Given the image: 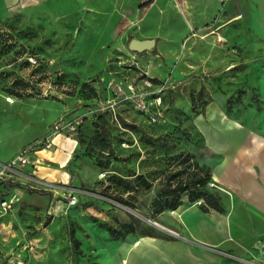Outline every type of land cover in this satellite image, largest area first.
<instances>
[{
  "label": "rangeland",
  "instance_id": "rangeland-1",
  "mask_svg": "<svg viewBox=\"0 0 264 264\" xmlns=\"http://www.w3.org/2000/svg\"><path fill=\"white\" fill-rule=\"evenodd\" d=\"M67 17L45 9L0 17V156L42 140L61 119L77 115L81 121L73 135H55L51 149L34 155L33 170L54 181L55 190L17 186L0 194V264H90V250L112 240L105 226L124 221L137 225L130 235L173 238L204 248L214 245L236 255L233 260L238 263L264 264L260 252L239 255L191 234L177 211L213 217V210L201 209L203 199L189 201L184 194L176 209L156 214L152 210L164 174L186 163L180 151L192 152L211 170L220 161L197 122L199 116L206 117L212 99L229 97L230 110L226 103L224 110L233 121L249 126L253 118L258 123V114L249 108L260 105L255 65L241 60L231 69L222 62L219 74H179L174 65L165 66L161 60L150 66L147 51L153 46L133 49L132 38L124 46L128 50L124 56L102 59L90 29L82 20ZM207 62L191 60L189 67ZM149 79L152 87H147ZM109 81L161 88V119L150 120L137 108L136 99L116 93ZM82 82L98 93L82 88ZM98 115L106 120L105 150L92 143L103 130L95 126L102 122ZM138 173L153 182L150 188L126 186L119 180H135ZM5 179L0 177V191ZM216 183L212 178L208 188L222 193ZM70 193L77 195L74 205ZM122 196L134 205L120 201ZM73 228L80 245L71 236Z\"/></svg>",
  "mask_w": 264,
  "mask_h": 264
},
{
  "label": "crops",
  "instance_id": "crops-1",
  "mask_svg": "<svg viewBox=\"0 0 264 264\" xmlns=\"http://www.w3.org/2000/svg\"><path fill=\"white\" fill-rule=\"evenodd\" d=\"M39 9L82 20L102 59L124 56L132 38L150 41V66L161 60L179 74H219L222 62L231 69L241 60L255 65L261 109L249 108L258 123L233 121L224 110L229 97L220 95L206 105V117L197 118L208 147L221 155L211 171L224 209L211 208L209 218L184 210L177 214L194 237L239 255L260 252L264 260V0H0V17ZM191 60L209 62L189 67ZM132 232L90 250V264H242L182 240Z\"/></svg>",
  "mask_w": 264,
  "mask_h": 264
},
{
  "label": "trees",
  "instance_id": "trees-1",
  "mask_svg": "<svg viewBox=\"0 0 264 264\" xmlns=\"http://www.w3.org/2000/svg\"><path fill=\"white\" fill-rule=\"evenodd\" d=\"M156 52V50H155ZM152 80H156L154 77ZM82 88H89L95 94L98 93L97 89L88 84L87 82L81 83ZM240 96V95H239ZM228 109L231 106V100L227 101ZM259 109L261 106L259 105ZM230 110V109H229ZM101 118V123H95L96 127L102 126V132H97L94 137L92 143L98 144L103 150L109 147L108 142L106 141L107 130L105 127V119L102 115H98ZM101 134L105 137H102ZM181 156L185 157L186 163L181 165L173 170H168L164 174V179L161 187L157 191L155 197L152 200V210L153 212L160 213L163 210L176 209L183 202L184 194H187L189 201H195L197 199H203L201 203V207L203 210L208 211L211 208L217 210H223L224 206L221 201V196L217 191H211L208 188V182L212 178L211 167L202 164L195 157V155L190 151H180ZM119 180L123 182L126 186H132L134 188H150L153 184L146 176L142 173H138L135 180H126L124 177H120ZM4 190L0 191L1 195L8 194L13 187L21 186L26 188L27 190L35 191V189L29 187L27 184L14 181L11 179H5ZM38 190V189H37ZM44 193H47L46 190H41ZM119 200L127 203L129 205H134L132 201H129L125 197H119ZM105 228L109 231L111 238L118 239L120 237L125 236L127 233L134 231L137 229V225L134 221H124L119 222L118 226L108 225ZM75 229L71 230V236L74 239V242L77 245H80L79 239L76 237Z\"/></svg>",
  "mask_w": 264,
  "mask_h": 264
},
{
  "label": "built area",
  "instance_id": "built-area-1",
  "mask_svg": "<svg viewBox=\"0 0 264 264\" xmlns=\"http://www.w3.org/2000/svg\"><path fill=\"white\" fill-rule=\"evenodd\" d=\"M152 80V79H151ZM150 79L146 81L147 87H152V81ZM108 86H112L114 91L118 94L125 93V98H134L137 100V108L143 113L148 114L150 120L159 121L162 117V95L159 94L161 88H153L146 90L141 88L139 84L134 81H109ZM78 116L73 118L61 119L54 123L49 134L42 140L28 144L18 151L10 160L0 161V177L21 180L20 182L30 185L32 188H45L55 190L56 184L45 177H41L35 173L33 167L35 165L34 155L40 150L51 149L53 145V137L55 135L64 133L70 134L75 133L80 124ZM70 204L74 205L77 203L78 198L76 194L70 193ZM4 202L3 204H6ZM207 248L216 251L218 254L223 255L227 258L236 259V255L229 251H223L216 249L214 245L206 244ZM214 247V248H212ZM238 259H240L238 257Z\"/></svg>",
  "mask_w": 264,
  "mask_h": 264
},
{
  "label": "water",
  "instance_id": "water-1",
  "mask_svg": "<svg viewBox=\"0 0 264 264\" xmlns=\"http://www.w3.org/2000/svg\"><path fill=\"white\" fill-rule=\"evenodd\" d=\"M150 46V41H139V40H133L131 42V47L133 49H139L142 50L145 47H149Z\"/></svg>",
  "mask_w": 264,
  "mask_h": 264
},
{
  "label": "bare ground",
  "instance_id": "bare-ground-1",
  "mask_svg": "<svg viewBox=\"0 0 264 264\" xmlns=\"http://www.w3.org/2000/svg\"><path fill=\"white\" fill-rule=\"evenodd\" d=\"M12 100V99H11Z\"/></svg>",
  "mask_w": 264,
  "mask_h": 264
}]
</instances>
